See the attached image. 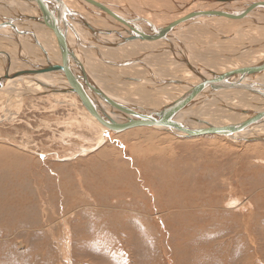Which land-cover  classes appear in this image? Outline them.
Wrapping results in <instances>:
<instances>
[{
  "label": "rangeland",
  "instance_id": "obj_1",
  "mask_svg": "<svg viewBox=\"0 0 264 264\" xmlns=\"http://www.w3.org/2000/svg\"><path fill=\"white\" fill-rule=\"evenodd\" d=\"M3 33L8 60L13 39ZM111 80L105 90L124 102L151 110L161 102L158 93L140 102L141 86ZM10 93L0 92V264H264V141L114 132L76 94ZM226 94L247 107L244 95ZM229 102L209 104L229 113L221 106ZM221 116L198 119L230 121Z\"/></svg>",
  "mask_w": 264,
  "mask_h": 264
},
{
  "label": "bare ground",
  "instance_id": "obj_2",
  "mask_svg": "<svg viewBox=\"0 0 264 264\" xmlns=\"http://www.w3.org/2000/svg\"><path fill=\"white\" fill-rule=\"evenodd\" d=\"M213 2V4H208L204 0H54L52 7L58 16L62 15L63 18L89 23L90 27L88 31L84 25L81 27L76 24L77 31L68 30L67 36L74 53L67 58L65 63V60L60 59L62 52L65 58L67 56L64 40L58 38L49 26L44 25L47 21H52L51 9L40 8L32 5V2L23 0H0V33L5 32L7 38L10 36V39H13V42L18 45V49L16 47V51L19 52L18 56H21L23 60L22 63L10 58V64L7 65V59L0 55V76L21 72H37L38 74L33 78L4 81L0 85V92L9 94L11 91L13 95L18 96L19 94V97L23 94L45 95L60 91L75 94L68 86H61L66 77L64 70L56 75L49 71L52 67L63 65L66 70H69L72 78L75 79V74L81 71L82 75L93 80L104 91L110 89V86L103 85L102 82L105 80L128 79L126 80V82L129 81L128 84L133 81L142 88L137 86L142 93L138 96L140 102H145L149 95L158 93L157 101L161 102L155 100L156 105L150 106L156 109H148V106L144 109L161 114L166 110H172L170 107L164 108L171 106L173 102H176L174 104L176 108L177 104L190 98V87L212 78L228 82L235 78L239 70L255 67L250 69L252 76L248 84L215 88V80H212L210 90L203 89V94L198 96L192 106L190 105L191 107L186 108L180 121L184 130L183 127L179 129L178 136L195 137L188 136L187 133L196 131L201 125H207L204 122H202L204 124L196 122L194 124V121H191L193 117L198 118L204 115V118H208L211 115L213 117L222 115L224 121H230L217 125L211 124L210 127L223 126L226 129L230 128V131L227 135H218L241 141H264V120L257 119V116L264 114V0H245V2L244 0H214ZM100 4L103 5V11ZM132 26L149 32L157 30V33L125 34V38L118 37L119 34L116 31L121 29L128 31ZM98 31H107L108 38L99 43H96L97 38L85 44H78L75 41L76 33L80 39H83V36H100L101 33ZM96 33L98 34L95 36ZM30 39H35V45H37L33 50L27 41ZM121 43L126 44L124 45L126 46L125 53L127 52L128 55L122 53V48L119 47ZM59 44L62 49L64 48L63 50H60ZM38 45L42 48L40 49ZM133 54L138 58L134 59ZM144 57L152 59L153 63L152 61L149 63L148 58ZM140 58H144V61ZM135 65L145 68L147 76L140 77L139 75L144 74L140 72L144 71L137 69L139 72L137 73L134 71ZM185 67L191 68L195 72V79H200V82L193 80L190 75L192 71L186 72ZM174 69L189 75L173 76L171 70ZM39 70L49 73L40 74ZM128 71H134V73L130 74ZM224 73H228L227 77L222 75ZM116 77L119 79H115ZM186 77L189 79L187 80ZM89 85H91L90 82ZM56 86L59 87L55 89ZM233 90L248 98L247 107H244L249 110L248 113L244 108L234 106L232 102H229V98L227 99L226 92H233ZM106 92L112 93L111 91ZM118 92L120 91L118 90L115 95L117 99L122 96ZM218 100L231 103V105L221 104L222 108L227 107L225 110L229 108V113L224 112L223 109L219 110L218 105L210 106V102L217 104ZM103 107L101 109L107 111ZM88 112L94 117L93 121L101 124L102 128L109 129V126L101 121L90 108ZM243 122L251 126L241 127ZM138 127L149 126L133 128ZM154 130L165 132L157 128Z\"/></svg>",
  "mask_w": 264,
  "mask_h": 264
},
{
  "label": "water",
  "instance_id": "obj_3",
  "mask_svg": "<svg viewBox=\"0 0 264 264\" xmlns=\"http://www.w3.org/2000/svg\"><path fill=\"white\" fill-rule=\"evenodd\" d=\"M23 1L32 2V5H36L40 8L51 9V13H53V15L51 16L52 21L49 20L44 25L49 26L54 31L56 36H58V38H62V40H64L65 46H66L65 52L67 56L65 58L62 52V56L60 57V59L63 61L65 60V63H66L67 58L70 57L74 53V49L70 45V41L67 36L68 30L70 29L72 31L73 30L77 31L75 25L78 24L81 27L84 25L85 26L84 28L89 31V28H90L89 23H86V22L82 23L81 21L63 18L62 15L58 16L56 14V10L52 7L54 0H37V1L36 0H23ZM57 8L59 10V7ZM98 32L101 33L100 36L98 37H94V36L84 37L83 36V39H80V36L76 33L75 41H77L78 44H83V43L85 44V43H89V40L93 38H97L96 43H99L105 38H108L106 36L107 31H103V32L98 31ZM116 32L119 34L118 37L125 38V34H131V35L132 34H135V35L154 34V33H157V30H152L149 32V31L143 30L142 28H136L132 26L129 28L128 31L127 29H121L120 31H116ZM97 34L98 33H96L95 36ZM38 46L40 47V49L42 48L40 45ZM59 48L60 50L64 49V48L62 49V46H60V44H59ZM42 53H45V52L42 51ZM6 64L9 65L10 62L7 60ZM254 68H246L243 70H239L235 78L228 82L212 78L207 81L205 80L204 82L200 84L198 83L194 85V87L192 86L194 89L190 87V90H191L190 98L184 99L182 103L177 104L176 108L174 107V104L176 102H173L171 104L172 107L167 106L166 108H164V109H168L170 107L172 110H166L164 111V113H161V114H155L154 112L146 111L145 109H142V107H138L136 105L124 102L123 100L117 99L115 96L107 93L101 87L97 86V84L93 80L87 79L84 75H82L81 71H78V73L75 74V79L71 77L69 70H66L63 67V65L52 67L49 71L50 72L52 71V73L56 75L60 73L61 70H64V72L66 73V77H65L64 84H62L61 86H68L70 89H72L71 91L76 94L78 99H80L85 106L90 108L94 112V114H96L100 118L101 121H103L105 124L109 126V129H110L109 131H114V132L124 131L126 129H130L136 126H149V127H154L157 129L169 131L171 133L178 135V130L183 127L180 124V121L185 111L188 109L190 105L192 106L194 101L198 99L199 95L203 94V89H206L205 91L210 90L212 80H215V85H214L215 88H224L225 85L230 86V87H237L243 84H248L251 81L250 78L252 76L251 74L252 71L250 69H254ZM39 73L41 74V73H49V72L45 70H39ZM37 75H38L37 72L9 73L4 76H0V85L4 81L20 80L22 78H33V77H36ZM222 75L226 76L228 75V73H224ZM89 82L91 85H89ZM57 87L59 86H56L55 89ZM200 100L201 98L199 99V101ZM102 106H104L107 111L101 109ZM244 110L246 113L249 112L247 108H244ZM257 117H258L257 119L260 121L264 120V114H260ZM185 121H188V120H185ZM191 121L199 122L200 119L193 117ZM200 123H202V121ZM210 126L212 125H209V124L201 125L199 126V128L196 129V131H191L187 133V135L188 136H197V135L200 136V135H205V134H226L227 135L230 131V128L226 129V127H223V126L221 127H210ZM248 126H251V125L245 124L244 122L241 123V127L246 128ZM183 130H184V127H183Z\"/></svg>",
  "mask_w": 264,
  "mask_h": 264
},
{
  "label": "crops",
  "instance_id": "obj_4",
  "mask_svg": "<svg viewBox=\"0 0 264 264\" xmlns=\"http://www.w3.org/2000/svg\"><path fill=\"white\" fill-rule=\"evenodd\" d=\"M5 25H7L8 26V24H5ZM2 38H6V37H2L1 35H0V42H2V41H4ZM111 39V38H110ZM9 44H10V46H8V45H6V44H4L5 45V47H6V49H8V52H9V59H8V61L9 60H11L10 58L12 57V56H16V55H14V54H17L16 53V45L14 44V42L12 41V40H6ZM1 44V43H0ZM5 51V49L4 48H0V55H2L3 56V52ZM11 52L12 53H14V54H12L11 55ZM4 57V56H3ZM5 59V58H4ZM10 62V61H9Z\"/></svg>",
  "mask_w": 264,
  "mask_h": 264
}]
</instances>
